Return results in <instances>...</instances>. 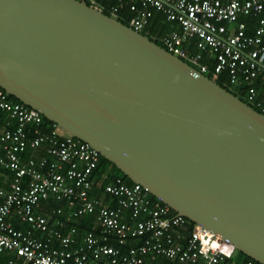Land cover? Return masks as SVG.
<instances>
[{
  "label": "water",
  "instance_id": "95a60500",
  "mask_svg": "<svg viewBox=\"0 0 264 264\" xmlns=\"http://www.w3.org/2000/svg\"><path fill=\"white\" fill-rule=\"evenodd\" d=\"M0 88L264 264V114L81 0H0Z\"/></svg>",
  "mask_w": 264,
  "mask_h": 264
},
{
  "label": "built area",
  "instance_id": "2783aa9c",
  "mask_svg": "<svg viewBox=\"0 0 264 264\" xmlns=\"http://www.w3.org/2000/svg\"><path fill=\"white\" fill-rule=\"evenodd\" d=\"M81 1L116 19L128 9V26L141 33L160 13L174 25L160 38L167 51L203 74L211 69L202 60H213L212 72L228 71L229 82L244 86L247 103L264 114V0ZM242 17H257L254 33H247ZM43 122L37 110L0 88V170L10 173L0 185V254L16 257L2 264H257L236 259L235 247L207 228H190L188 219L151 200L139 184L120 177L107 183L102 193L115 206L92 196L100 154ZM50 198L65 203L70 215L61 218L62 207L38 213ZM90 215L94 227L82 235L69 227L71 218ZM14 219L29 228H16Z\"/></svg>",
  "mask_w": 264,
  "mask_h": 264
},
{
  "label": "trees",
  "instance_id": "16d2710c",
  "mask_svg": "<svg viewBox=\"0 0 264 264\" xmlns=\"http://www.w3.org/2000/svg\"><path fill=\"white\" fill-rule=\"evenodd\" d=\"M104 13L109 14L107 11H104ZM131 15L132 14H131V12L128 9H123L121 11L120 16L118 17V20L120 22H122L123 24L128 25V19L130 18ZM241 20L244 21V23L246 24L247 33L248 34L254 33V30L256 29V26H257V17H242ZM172 28H174V25L171 24V23L166 22L163 15H161L160 13H155L153 18H152V20H151V23H150V25H149V27L147 29L148 32L143 31L142 33L144 35H146L147 37H149L151 40H153L156 43H158L159 45L164 46L160 38L162 36L166 35L167 33H169ZM188 47L190 48L191 51H194V48L192 46H188ZM202 62L209 65L211 71L209 73H207V75L211 79H213L218 84L222 85L223 87H225L226 89L231 91L233 94L239 96L241 99H243L244 101L247 102V100L245 99L246 88L244 86L232 85L229 82V72L228 71H224L221 74L216 75V74H214L212 72V68H213V65H214V61L213 60H208V58H205V59L202 60ZM263 89H262V86L259 88V91L261 93L259 98L263 97L262 96ZM8 96H9V98L12 101L19 102L14 97H12L10 95H8ZM249 104L260 112V109L258 107H256V105L254 103H249ZM43 120H44L43 123H44L45 127H51L53 125V123L51 121L45 119L44 117H43ZM58 130L60 132V135H62V136H70L66 131L62 130L59 127H58ZM116 177L122 178L123 181H125L126 183H128L130 185L133 184V182L128 177L123 175L112 163L108 162L106 159H104L103 157L100 156L99 164H98L97 168L95 169V171L93 173V178L95 180V191H93L91 193V195H93V196L95 195L96 196V195H99L100 193H102V188L107 183L112 182ZM9 178H10V173L9 174L7 173V176H5L3 180L0 177V185H5L8 182ZM149 196H150L151 200L157 201L160 204H163L161 201L157 200L151 194H149ZM115 205H116L115 202L110 203V206H115ZM65 212H67L66 209H65ZM91 218H92L91 216H85L82 219L78 220V222H76L78 224L75 223L76 226L79 227L80 232H83L85 230H90V229L93 228V226L88 224V221H91ZM48 219H49V222L52 221V217L51 216H48ZM188 222H189V227L190 228L193 225H195V223H193L191 221H188ZM69 226H75V225L73 223H71V224H69ZM15 227L24 230V228H26L27 226L26 225H15ZM27 228H29V226ZM9 256L10 255H7V256H4V257L3 256L0 257V261L1 260L5 261ZM236 259H238V260H248L250 258L247 257L246 255H244L243 253L237 251Z\"/></svg>",
  "mask_w": 264,
  "mask_h": 264
},
{
  "label": "crops",
  "instance_id": "0c3cea01",
  "mask_svg": "<svg viewBox=\"0 0 264 264\" xmlns=\"http://www.w3.org/2000/svg\"><path fill=\"white\" fill-rule=\"evenodd\" d=\"M186 46V45H185ZM0 177L2 178V180L4 179V177H5V175H4V172L3 171H1L0 170ZM93 196V195H92ZM95 196V195H94ZM96 196H98V197H102V198H104L105 200H106V204L107 205H110V203H112V202H115V201H112V200H110V198H108L107 196H105L103 193H100L99 195H96ZM116 203V202H115ZM58 207H62L63 208V215L61 216V218H66V217H68L69 215H70V213H71V209H69L68 207H67V205L65 204V203H58L57 201H55V199H53V198H50V199H48L47 201H44L43 203H41L40 205H39V207H38V213H42V214H50V213H53V210H55L56 208H58ZM65 209L67 210V212H65ZM51 215V214H50ZM92 218H91V221H88V224L89 225H91V226H93V219H94V216L93 215H90ZM80 219H82V218H80ZM80 219H70L68 222H69V224H71V223H73L75 226H76V224H78V223H76V222H78V220H80ZM13 223L15 224V225H26L27 227L29 226L27 223H24V222H20L18 219H14L13 220ZM76 223V224H75ZM14 225V226H15ZM26 227V228H27ZM70 227V226H69ZM78 229H79V227L78 226H76ZM94 227V226H93ZM26 228H24V230H26ZM20 229V228H19ZM28 229V228H27ZM21 230H23V229H21ZM67 231V229H63V232H66ZM79 231H80V229H79ZM85 231H87V230H85ZM85 231H83V232H81V235L85 232ZM4 257V256H7V255H2V254H0V257ZM9 257H15L14 255H10ZM16 258V257H15ZM2 262H4V261H0V264H2ZM21 261H19V263H20ZM168 262H166V264H167Z\"/></svg>",
  "mask_w": 264,
  "mask_h": 264
}]
</instances>
